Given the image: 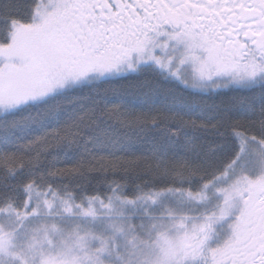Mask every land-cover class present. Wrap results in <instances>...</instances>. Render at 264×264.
Returning <instances> with one entry per match:
<instances>
[{
  "label": "snow or ice",
  "instance_id": "obj_1",
  "mask_svg": "<svg viewBox=\"0 0 264 264\" xmlns=\"http://www.w3.org/2000/svg\"><path fill=\"white\" fill-rule=\"evenodd\" d=\"M0 264H264V0H0Z\"/></svg>",
  "mask_w": 264,
  "mask_h": 264
}]
</instances>
